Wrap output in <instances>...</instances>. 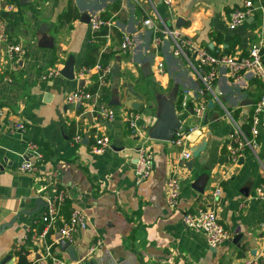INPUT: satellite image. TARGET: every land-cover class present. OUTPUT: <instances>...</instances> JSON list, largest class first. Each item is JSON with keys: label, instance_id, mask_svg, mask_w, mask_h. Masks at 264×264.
<instances>
[{"label": "crops", "instance_id": "obj_1", "mask_svg": "<svg viewBox=\"0 0 264 264\" xmlns=\"http://www.w3.org/2000/svg\"><path fill=\"white\" fill-rule=\"evenodd\" d=\"M244 1L174 0L169 12L162 0H0V20L10 40L25 49L20 69L11 72L4 45L0 44V106L7 111L6 122H0V225L9 222L21 208H34L37 198L44 200L51 192L65 188L69 195L62 215L66 217L71 208H77L87 219L73 243L82 264H239L256 256L258 264H264V201L252 199L264 181V106L255 113L263 94L261 81L252 74L233 80L227 67L220 65L213 94L205 96L206 109L199 119L180 102L185 89L191 91V104L203 102L198 73L201 67L175 56L167 38L155 45L153 32L143 23L157 12L169 26L210 52L222 53L227 48L229 55L240 56L259 45L264 62V11L258 8L261 1L252 0L258 20L252 15L235 28L229 27L230 13L242 8ZM69 6L78 12L74 20L65 19ZM102 13L108 15L106 19L112 25L100 44V54L115 52L110 64L119 62L117 94L111 73L103 75L95 65L85 66L93 29L90 22L80 19L83 14L91 18ZM123 35L131 38L130 52L120 50ZM51 40L52 47L43 46ZM69 57L73 61L72 79L61 74L41 79L43 71L53 67L60 71ZM158 60L165 65L163 74L156 70ZM82 67L88 72L81 73ZM99 75L103 82L86 103H67V94L78 89L80 82L85 90L92 77ZM173 94L181 126L197 127L181 147L171 140L149 137L158 121L160 99ZM114 98L119 106L109 104ZM209 100L212 107H208ZM101 103L112 107V119L91 111ZM128 110L140 116V136L130 134L125 121ZM255 115L258 147L244 151L238 163L232 164L227 146L233 124L249 133ZM19 120L26 126L24 132L12 128V122ZM96 124L110 139L109 148L97 155L84 143H72L76 129L83 138L91 139ZM203 139L205 148L190 168L183 169L179 203L171 208L166 201L165 182L172 164L183 148L191 151ZM28 140L39 145L44 159L35 162L34 171L21 172L18 168ZM142 147L152 152L151 173L136 183V150ZM196 183L201 191L193 187ZM217 187L220 193L215 197L212 192ZM200 206L215 209L229 233V239L217 247L209 246L203 233L182 224L183 213ZM43 208L40 206L31 216L19 215L0 233V264H16V251L21 246L28 250L32 264H49L44 257V240L67 257L59 250L58 223L44 238L39 237L44 229L40 218ZM236 236L237 242H233ZM97 239L101 245L89 253Z\"/></svg>", "mask_w": 264, "mask_h": 264}, {"label": "built area", "instance_id": "obj_2", "mask_svg": "<svg viewBox=\"0 0 264 264\" xmlns=\"http://www.w3.org/2000/svg\"><path fill=\"white\" fill-rule=\"evenodd\" d=\"M166 9L170 12L174 5V0H162ZM264 11V7L259 5ZM257 6L254 5L252 0H245L242 8L235 9L230 13L229 27L235 28L237 25L246 21L249 16H252ZM156 12V11H155ZM143 23L148 27L154 35V43L158 46L167 38L172 43L173 54L177 57H182L187 62L192 63L195 61L204 71L198 72L201 83L203 95V102L191 104L189 98L191 91L185 89L181 93V106L184 109L191 108L195 116L201 119L206 109L205 96L213 94L214 82L219 73V66L225 65L228 69L229 76L236 81L242 80L247 74L256 76L262 83L263 94L260 102L255 108V113L261 110L264 106V62L259 45L253 46L248 53L244 55H226L215 54L206 48L196 45L189 37L183 34L180 30L172 28L164 20L161 19L156 12L154 17L146 18ZM112 25L111 20L103 18L101 15H93L90 18V26L93 31L99 30L102 27L110 29ZM131 38L128 35H123L120 43V50L123 53L131 51ZM0 44L4 45V55L7 61L8 69L11 72H16L20 69V58L25 52L24 47L16 42H12L9 38L8 31L2 20H0ZM220 50V49H219ZM95 66L103 73L108 75L110 73L111 64L103 66L97 62ZM156 70L159 74L165 72V65L161 60L156 63ZM81 73H87L88 69L85 67L80 69ZM60 75L59 68L53 67L49 70L43 71L41 74L42 80L56 78ZM99 84L103 82L102 76H98ZM91 93L81 88L69 92L66 96V101L69 104L83 105L87 99L91 97ZM96 111L99 117L103 119H112L114 112L110 105L101 103L96 104L91 111ZM7 111L5 107L0 106V122H6ZM140 116L133 110H128L125 115L127 127L132 136H140L141 130L138 121ZM258 117L253 116L250 132L245 133L242 128L236 123L233 124V129L230 133V143L227 146V152L232 164H237L243 152L248 149H256L258 147V130L256 124ZM264 127V126H263ZM12 128L19 132H24L26 126L19 121L12 122ZM197 127L180 126L174 131L171 143L175 146H184L185 139ZM72 143L81 145L83 144V134L79 129L75 130L72 136ZM88 150L95 155L103 153L110 146L109 137L99 130L98 124L93 129L91 139H88ZM191 157V151L183 148L178 159L174 161L171 171L165 182L166 201L169 207L176 208L179 203L181 195V174L185 168V161ZM44 159V155L40 150L39 145L33 141L28 140L25 144V156L22 164L18 170L21 172H32L35 170V162H40ZM152 166V152L148 147L138 148L136 150V161L134 163V174L136 183L144 181L151 173ZM264 169V162H263ZM220 187H217L212 192L213 196H218ZM68 190L59 188L44 197L45 206L41 213V221L44 223V229L39 234L40 238H44L48 229L58 223V233L61 238L73 245L77 240L81 230L86 227L87 219L85 214L77 209L71 208L68 216L62 215V208L68 198ZM252 199L257 201H264V181L261 182L252 196ZM182 224L185 228L199 231L204 234L206 242L211 247L218 245L229 239V233L226 228L219 222L215 209L209 206H200L193 211L183 213L181 217ZM101 245V240H95L89 249V253L93 252L98 246ZM44 257L49 261V264H77L69 260V258L62 256L53 247L52 243L43 241ZM259 257H248L241 261L239 264H258Z\"/></svg>", "mask_w": 264, "mask_h": 264}, {"label": "water", "instance_id": "obj_3", "mask_svg": "<svg viewBox=\"0 0 264 264\" xmlns=\"http://www.w3.org/2000/svg\"><path fill=\"white\" fill-rule=\"evenodd\" d=\"M248 19H251V17H249ZM80 20L85 22V23H89L90 22V16L88 14H83L81 16ZM43 46L52 47L53 46L52 40L47 42L46 44H43ZM146 69H148V71H149V66H146ZM201 71H204V70L201 69ZM110 73L112 76H114L113 88H114V93L117 94V87H118L117 84L119 81V79H118L119 62H116L111 66ZM60 74L66 78H69V79H72L74 77L73 61L70 57L67 58V60L65 61L63 68L60 70ZM144 75H146V74H144ZM78 88H82V82L79 83ZM109 104L119 106L120 102L117 100V98H114L110 101ZM212 105H213V102L211 100H209L208 101V107H212ZM159 106H160V108H159V114H158V121L150 129L149 137L151 139H156V140L170 141L172 139L174 131L181 124L180 119H179V117L176 113L175 107H174V94L172 96H170L169 98H161ZM207 135H208V133H207ZM83 143L86 145L88 144V137L87 136L83 138ZM205 145H206V140L203 139L199 145L191 148V157L185 161V167L187 166L188 168H190L192 166L193 159L198 157L199 153L201 151H203V149L205 148ZM193 187L196 190L201 191V188H199L197 183L193 184ZM40 206H45V201L41 197L36 199L34 208H32L30 210H26L25 208H21L13 216V218L9 222L2 223L0 225V233H2L6 228L10 227L19 215L24 214L27 216H31L38 211ZM237 238H238V236H236V238L233 240V242H237ZM58 246H59L60 252L65 253L67 255V257L69 258V260L76 262L77 264H82L81 262H79V256L75 250V247L72 244H70L69 242H67L63 238H60L58 240Z\"/></svg>", "mask_w": 264, "mask_h": 264}, {"label": "trees", "instance_id": "obj_4", "mask_svg": "<svg viewBox=\"0 0 264 264\" xmlns=\"http://www.w3.org/2000/svg\"><path fill=\"white\" fill-rule=\"evenodd\" d=\"M260 1L264 7V0H260ZM64 15H65V19L74 20L78 17V12L74 7L69 6V8L67 9V11L65 12ZM101 16L105 19L108 17V15L105 13H102ZM253 17L255 18V20L259 19V15L257 14V12L253 13ZM107 34H108V28H106V27H102L99 30L93 31L92 37L90 38V40L88 42L87 49L85 52V60H86L85 66L86 67L93 66L97 62H100L103 66H106V65L111 63L112 59L114 58L115 52L100 54V44H101L103 38ZM121 38H122V36H120V39ZM211 52H213L215 54L219 53V52H215V50H212ZM221 54L229 55L230 52L228 51L227 48H223ZM99 55H100V57H99ZM10 75H13V74H10ZM98 89H99L98 78L96 76H93L92 77V83L85 90H87L91 94H94ZM104 90H107V89L104 88ZM102 98L106 99V96L104 95ZM72 126H73L72 129L74 130L75 129L74 124ZM42 224H43V222H42ZM27 253H28V250L25 247L21 246L16 251V255H17L16 264H32L27 258Z\"/></svg>", "mask_w": 264, "mask_h": 264}]
</instances>
